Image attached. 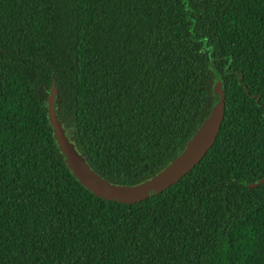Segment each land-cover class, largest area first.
<instances>
[{"label":"trees","instance_id":"obj_1","mask_svg":"<svg viewBox=\"0 0 264 264\" xmlns=\"http://www.w3.org/2000/svg\"><path fill=\"white\" fill-rule=\"evenodd\" d=\"M51 89L67 140L116 185L223 115L186 174L125 204L73 176ZM262 177L264 0H0V264H264Z\"/></svg>","mask_w":264,"mask_h":264},{"label":"water","instance_id":"obj_2","mask_svg":"<svg viewBox=\"0 0 264 264\" xmlns=\"http://www.w3.org/2000/svg\"><path fill=\"white\" fill-rule=\"evenodd\" d=\"M213 91L222 96L220 81L216 80ZM48 120L58 147L64 156V160L73 176L90 193L104 200L119 203H133L152 196L167 188L177 179L186 174L205 154L212 145L223 115L221 101L211 106L209 115L201 122L195 133L186 142L183 150L173 158L162 170L149 179L132 186L111 184L101 178L86 164L84 158L76 152L73 144L64 135V131L56 119L54 91L47 98ZM264 181V177L258 182ZM256 183H250L254 187Z\"/></svg>","mask_w":264,"mask_h":264}]
</instances>
